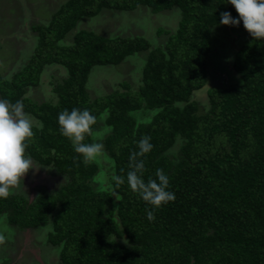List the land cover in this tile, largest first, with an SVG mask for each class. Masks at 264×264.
Returning <instances> with one entry per match:
<instances>
[{"label":"trees","instance_id":"16d2710c","mask_svg":"<svg viewBox=\"0 0 264 264\" xmlns=\"http://www.w3.org/2000/svg\"><path fill=\"white\" fill-rule=\"evenodd\" d=\"M137 6L152 13L177 9L175 27L162 46L150 47L140 36L109 38L82 29L69 44L58 43L83 17ZM224 11L238 18L228 0H66L46 24L31 26L33 52L9 79L0 77V99L23 102L25 113L39 122L25 154L53 166L67 182L31 203L18 194L0 198L6 222L20 229L43 226L53 211L46 241L60 247V264H264V39H254L242 21L230 25L242 35L231 58L238 78L206 87L201 113L191 98L208 84L211 28ZM139 53L144 57L134 91L124 86L88 96L93 66L115 65ZM49 63L63 66L65 77L53 87L54 102L35 103L24 90L36 85ZM73 108L87 109L96 119L104 114L116 219L104 215L111 193L89 185L97 166L86 163L60 132L59 113ZM141 108L154 111L146 122L135 123L131 113ZM90 136L83 142L90 144ZM144 136L153 148L138 157L145 164L142 178L157 179L156 170L163 169L167 190L175 194L159 208L127 183L129 157ZM115 176L124 183L117 185ZM146 210L154 212V221ZM120 237L127 243L117 241Z\"/></svg>","mask_w":264,"mask_h":264},{"label":"rangeland","instance_id":"374dc122","mask_svg":"<svg viewBox=\"0 0 264 264\" xmlns=\"http://www.w3.org/2000/svg\"><path fill=\"white\" fill-rule=\"evenodd\" d=\"M40 1L44 0H0L1 78L9 79L10 75L22 67L28 52L36 42V32L31 29V26L36 25L39 21H48L50 15L54 12L52 10L57 5L56 3L49 9V5L45 7L44 4H41L40 6ZM65 1L60 0V4ZM34 3L38 7L32 10L30 15L26 14V12L31 10ZM134 9L129 12L130 14H127L129 16L127 18L115 16L113 11L110 13H99L93 19H83L76 27L78 26V29L82 30H85L86 27H91L96 33H99L98 29H103L100 34L109 35L121 26L125 33H120L123 35L120 37L127 38L144 35L139 33L132 36L129 33L130 31L136 33L135 29H138L139 25L141 31L148 35L150 47L162 46L167 34H170L175 27L178 18L177 9L171 8L157 13H152L149 9L142 6ZM116 13H121V11ZM32 14V18L24 19V16H32ZM22 21L23 26L19 28ZM135 22L138 25L136 24L134 27ZM16 28H18L17 32L9 33ZM75 31L76 28H72L65 36L68 42ZM241 37L240 30L230 25L219 23L211 28L210 51L206 59L208 79L206 82L208 84L206 83L207 85L202 89L193 92L191 96L197 102L198 113H201L206 108V87L219 82H234L238 78L237 74L232 71L231 58L233 50L239 44ZM143 57L144 53L134 54L113 66L92 68L91 71L93 72L88 76L86 84L88 96L93 98L114 90L123 91L125 88L134 91L140 83V67ZM62 75L63 70L56 66L45 68L40 76L39 83L35 86H29L26 96L36 103L43 101L54 102L55 93L53 92V87L60 81ZM51 94L52 97L50 98ZM153 111L141 108L131 114L135 123L146 122ZM103 116L104 114L99 115L92 127L90 144L99 143L103 146V138L108 132V127L104 125L102 120ZM32 119L34 127L38 128L39 122L35 118ZM175 147L176 145L167 152L169 156L174 154ZM33 162L36 166L29 170L25 177L20 180L18 186L10 189V195L18 194L26 199L28 203L33 202L38 195L54 194L60 186L67 182V177L59 174L53 166L40 165L34 160ZM89 162L97 166L96 172L89 180V185L93 189L106 190L111 193L112 200L104 208V215H111L112 218L116 219L114 208L117 196L111 192L112 160L102 148V153ZM51 213L45 225L24 229L9 225L4 215H0V235L5 237V243L0 244V264H60L58 259V248L60 247L50 245L46 241V234L51 231L49 218ZM111 238L114 237L111 236ZM117 241L125 243V238H117Z\"/></svg>","mask_w":264,"mask_h":264},{"label":"clouds","instance_id":"9594fccd","mask_svg":"<svg viewBox=\"0 0 264 264\" xmlns=\"http://www.w3.org/2000/svg\"><path fill=\"white\" fill-rule=\"evenodd\" d=\"M235 7L238 18H233L230 12L220 13V23L223 25L238 26L241 21L244 28L254 39H264V0H228ZM96 117L87 109L73 108L63 110L58 115V124L61 134L72 141L74 151L84 157L87 163L102 153L103 146L99 143L86 144V135L92 134V126ZM33 119L25 113L24 104L18 100L11 103L0 99V198H7L10 189L19 185V182L30 169L35 167L33 160L25 155L27 141L33 136ZM151 138L142 137L138 141V151L131 153L127 172V183L132 192L154 208L175 200L174 192L168 191L169 178L163 169H157V179L149 178L147 182L142 178L145 172L143 157L149 153L153 145ZM116 184L124 183L121 176L114 177ZM118 199V198H117ZM147 219L155 220L154 212L146 210ZM5 243V237L0 235V244ZM127 243V241H125Z\"/></svg>","mask_w":264,"mask_h":264},{"label":"crops","instance_id":"0c3cea01","mask_svg":"<svg viewBox=\"0 0 264 264\" xmlns=\"http://www.w3.org/2000/svg\"><path fill=\"white\" fill-rule=\"evenodd\" d=\"M57 3V5L54 7V10H52V12L53 11H55L56 10V8H58L59 6V4H60V0H47V2H45V0L44 1H40V6H41V4H44V6L46 7L47 5H49L50 7H49V9L53 6V5H55ZM36 7H38V6H36V4L34 3L33 5H32V7H31V10L30 11H28V12H26V14H29L30 15V13H31V11L32 10H34ZM137 7H140V6H137ZM137 7H135V8H137ZM142 7H144V6H142ZM148 9V8H147ZM133 10H135V9H131V10H112V9H101L97 14H95L94 16H91V17H83V18H81V19H79L77 22H76V24H75V26L73 27V29H75L76 28V30H78V26L76 27V25L79 23V22H81L83 19H85V18H91V19H93L94 17H96V15H98L99 13H105V12H112L113 11V13H114V15L115 16H120V17H125V18H127V17H129V16H127V14L130 12V11H133ZM146 10V9H145ZM117 11H121V13H116ZM135 12V11H134ZM148 13H150L149 11H147ZM130 14V13H129ZM49 15V14H48ZM28 17L29 18H32L33 17V14H32V16H28V15H26V17L24 16V19H28ZM24 21V20H23ZM23 21L20 23V27L19 28H22V26H23ZM37 22V21H36ZM41 22H47L46 20L45 21H39V22H37V24H45V23H41ZM136 24L138 25V23L137 22H135L134 23V27L136 26ZM126 28H129V27H126ZM18 28H16V29H13V30H11L9 33H13V32H17L18 30H17ZM80 29V28H79ZM86 29H88L87 31H91V32H93L94 34H96V35H101V36H106V37H109V38H112V37H120V36H123L122 34L123 33H125L124 32V30L121 28V26L120 27H118L117 28V30L115 29L114 31H113V33L112 34H109V35H102V34H100V32H102L103 31V29H98L97 31L99 32V33H96V32H94L93 31V28H91V27H86ZM85 29V30H86ZM136 30V33H134V32H132V31H130L129 33L130 34H132V36H133V34L135 35V34H144V35H140V37H143V38H145V39H147L148 41H149V39H148V35H145V33L144 32H142L141 31V27L138 25V29H135ZM105 33V32H104ZM103 33V34H104ZM120 33H122V34H120ZM1 35V34H0ZM67 35V34H66ZM65 35V36H66ZM116 35H118V36H116ZM65 36H64V38H62L58 43L59 44H62V45H67V44H69L70 42H71V37H70V41L68 42L66 39H65ZM72 36V35H71ZM36 38V37H35ZM150 42V41H149ZM3 43V42H2ZM35 44H36V42H35ZM35 46V45H34ZM34 46H32V48H31V50L28 52V55H27V58L25 59V63L22 65V67L26 64V62H27V60L29 59V57H30V55L32 54V52H33V48H34ZM125 60V58L122 60V61H124ZM53 66H56V67H58V68H60V69H62L63 70V75H62V77L60 78V80L62 79V78H64L65 77V69H64V67L63 66H61V65H59V64H56V63H49V64H45L43 67H42V69H41V72L39 73V76H38V81H37V83H39V80H40V76L42 75V72H43V70L45 69V68H47V67H53ZM106 66H113V65H97V66H93L92 68H95V67H106ZM21 67V68H22ZM20 68V69H21ZM92 70V69H91ZM18 71V70H17ZM93 71H90V73H89V75L92 73ZM12 74V73H11ZM10 77H11V75H10ZM4 79V78H3ZM88 82V81H87ZM86 82V83H87ZM36 83V84H37ZM35 86V85H34ZM29 86H27L26 88H25V90H24V93H23V96L24 97H27L28 99H30L28 96H26L27 95V92L29 91ZM87 88V87H86ZM52 97V94H51V96H50V98ZM32 101V100H31ZM43 102H48V101H43ZM36 103V102H35ZM42 103V102H41ZM26 114H28V113H26ZM29 115V114H28ZM30 116V115H29ZM32 117V116H31ZM33 118V117H32ZM53 246H56V245H53ZM58 247V246H57ZM58 250H59V248H58Z\"/></svg>","mask_w":264,"mask_h":264}]
</instances>
